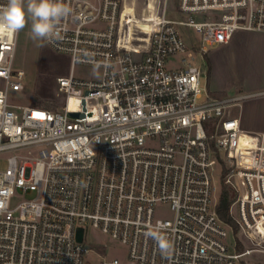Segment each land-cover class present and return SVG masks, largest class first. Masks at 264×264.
Instances as JSON below:
<instances>
[{
  "label": "built area",
  "instance_id": "built-area-1",
  "mask_svg": "<svg viewBox=\"0 0 264 264\" xmlns=\"http://www.w3.org/2000/svg\"><path fill=\"white\" fill-rule=\"evenodd\" d=\"M64 3L71 12L60 38L45 41L71 63L57 78L58 110L27 102L26 73L13 67L18 32L0 31V152L10 153L0 171V264H91L92 253L100 264H123L107 245L97 246L104 255L86 244L89 229L126 247V264L264 256V133L231 111L246 96L214 94L194 56L238 32L264 33V0ZM184 54L183 67L169 68ZM79 65L99 68L100 79L77 77ZM217 167L234 224L217 211Z\"/></svg>",
  "mask_w": 264,
  "mask_h": 264
},
{
  "label": "rangeland",
  "instance_id": "rangeland-1",
  "mask_svg": "<svg viewBox=\"0 0 264 264\" xmlns=\"http://www.w3.org/2000/svg\"><path fill=\"white\" fill-rule=\"evenodd\" d=\"M184 33H187L185 30ZM193 41L198 47L202 46L201 36L195 31H190ZM209 54L202 58L200 53H194L195 64L201 65L208 72V79H204L206 84L210 83V72L212 63L215 64L218 81L222 83L224 89H229L233 85L231 64L228 61L227 52L222 47L208 48ZM187 55H178L168 60V66L171 69H179L183 67V59ZM13 67L16 70H23L26 73L24 85L26 87L27 102L33 106L49 110H58L60 108V96L58 94L57 78L68 76L71 68L70 59L63 54L53 51L45 41L33 40L30 35V22L22 30L18 31L15 58ZM75 74L79 78L99 80L101 70L90 66L75 67ZM210 88V86H209ZM242 106V102L240 104ZM240 106L231 109L232 113L237 116ZM10 153L0 152V171L7 168ZM214 185L216 188L215 199L219 200L223 178L220 167H217L214 174ZM228 233V243L234 245L235 235L230 228H226ZM86 244L97 250L99 253L106 254L105 249L97 247L98 245L108 246V256L110 259L118 258L121 263L126 264L128 259L127 248L120 243L111 241L104 234L89 229L86 235ZM240 250L243 246H240ZM91 264H100L101 258L93 253L89 256ZM252 264H264V256L253 259Z\"/></svg>",
  "mask_w": 264,
  "mask_h": 264
},
{
  "label": "crops",
  "instance_id": "crops-1",
  "mask_svg": "<svg viewBox=\"0 0 264 264\" xmlns=\"http://www.w3.org/2000/svg\"><path fill=\"white\" fill-rule=\"evenodd\" d=\"M220 47L227 52L233 85L223 88L212 63L210 90L222 97L246 96L236 117L246 130L264 133V33L238 32Z\"/></svg>",
  "mask_w": 264,
  "mask_h": 264
},
{
  "label": "clouds",
  "instance_id": "clouds-1",
  "mask_svg": "<svg viewBox=\"0 0 264 264\" xmlns=\"http://www.w3.org/2000/svg\"><path fill=\"white\" fill-rule=\"evenodd\" d=\"M71 12L64 0H7L0 6V31L16 33L24 29L30 22V35L33 40L49 41L60 38L57 26ZM162 253L171 250L166 237L149 233Z\"/></svg>",
  "mask_w": 264,
  "mask_h": 264
},
{
  "label": "trees",
  "instance_id": "trees-1",
  "mask_svg": "<svg viewBox=\"0 0 264 264\" xmlns=\"http://www.w3.org/2000/svg\"><path fill=\"white\" fill-rule=\"evenodd\" d=\"M232 202H233V194L231 190L223 185L219 197V202L217 205V211L220 218L229 224H234L233 218L230 215V207Z\"/></svg>",
  "mask_w": 264,
  "mask_h": 264
},
{
  "label": "water",
  "instance_id": "water-1",
  "mask_svg": "<svg viewBox=\"0 0 264 264\" xmlns=\"http://www.w3.org/2000/svg\"><path fill=\"white\" fill-rule=\"evenodd\" d=\"M72 115L73 116H83V114H80V113H73ZM78 240H79V242H82V240H83V231H82V229L78 233Z\"/></svg>",
  "mask_w": 264,
  "mask_h": 264
}]
</instances>
